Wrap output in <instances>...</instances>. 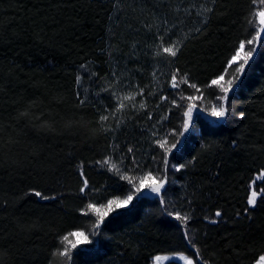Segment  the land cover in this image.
Instances as JSON below:
<instances>
[{"label":"trees","instance_id":"obj_1","mask_svg":"<svg viewBox=\"0 0 264 264\" xmlns=\"http://www.w3.org/2000/svg\"><path fill=\"white\" fill-rule=\"evenodd\" d=\"M263 17L264 0H0V264H255ZM147 175L163 187L142 193Z\"/></svg>","mask_w":264,"mask_h":264},{"label":"rangeland","instance_id":"obj_2","mask_svg":"<svg viewBox=\"0 0 264 264\" xmlns=\"http://www.w3.org/2000/svg\"><path fill=\"white\" fill-rule=\"evenodd\" d=\"M264 22V17L262 18L261 24ZM252 42H241L238 47L235 49L234 54L232 55L229 63L234 65L235 67L240 66L242 61L247 56L248 52L251 49ZM235 70H237L235 68ZM235 70H232L228 73L221 74L214 78L211 81V84L216 86L219 91H223L230 85L232 79H233V72ZM194 100L200 101L202 105L207 108L208 110L212 111V113H215L216 115H222L221 113V105L219 96H215L214 98H211L204 94L199 95H193L191 97ZM147 184L150 185L147 187ZM139 188H141L142 193H149V189L155 188L156 190H160L163 187V184L161 180H159L158 176L155 175H147L141 179V181L138 183ZM256 193L254 191H251L249 203L252 205L255 202L256 199ZM132 198V194L127 195L121 202L117 203L118 206H125L129 204L130 200ZM111 208V202L107 204L105 208H101V206L94 207L95 210L99 213H105L107 208ZM109 208V209H110ZM104 212H101V211ZM68 237V238H67ZM67 241L69 243H77V242H88L90 240L89 235L84 232L82 229H78L73 231L69 236H67ZM151 264H195V261L193 257L182 253V252H174V253H159L153 256L152 263ZM255 264H264V255L260 256L259 259L255 262Z\"/></svg>","mask_w":264,"mask_h":264}]
</instances>
